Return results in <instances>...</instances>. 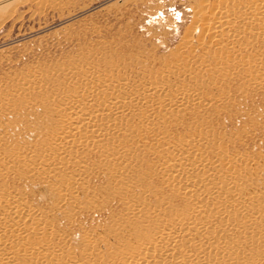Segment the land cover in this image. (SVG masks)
Wrapping results in <instances>:
<instances>
[{
    "label": "rangeland",
    "instance_id": "obj_1",
    "mask_svg": "<svg viewBox=\"0 0 264 264\" xmlns=\"http://www.w3.org/2000/svg\"><path fill=\"white\" fill-rule=\"evenodd\" d=\"M5 2L0 227L18 231L0 237V264H129L156 245L161 230L198 214V204L201 218L215 225L211 242L198 237L174 250L194 253L203 241V252L220 260L264 261V84H256L264 37L248 32L243 47L176 50L201 9L195 0ZM103 74L121 76L125 96L148 77L199 99L185 110L141 102L119 118L105 112L116 123L105 136L63 140L65 99ZM142 121L167 137L131 139ZM193 138L202 155L194 171L184 178L167 172V161ZM197 178L212 181L218 194L232 192V211L214 213L203 193L183 194L181 182ZM183 255L174 264H191Z\"/></svg>",
    "mask_w": 264,
    "mask_h": 264
},
{
    "label": "bare ground",
    "instance_id": "obj_2",
    "mask_svg": "<svg viewBox=\"0 0 264 264\" xmlns=\"http://www.w3.org/2000/svg\"><path fill=\"white\" fill-rule=\"evenodd\" d=\"M5 1L9 0H0V4ZM15 1V6L27 2V0ZM195 2L200 4L201 9L194 11L195 14H193L194 18L192 20L194 19L193 22H195L194 24L190 23L192 25H189L190 28L188 27V30H186V36L183 37L176 50H179V48L186 50L189 47L204 48L208 44L215 47H243V38L247 36L248 32L254 33L259 38L264 37V0H195ZM14 5L12 7H15ZM4 6L7 7L8 4H4ZM11 12L13 14V10ZM196 33L200 35V42H195L193 39ZM262 68H259L258 72L263 71ZM260 76L256 80L257 85L264 84V74L261 72ZM20 80L22 83L29 85V82L23 79ZM124 84L125 80L119 75L103 74L96 81L88 84L83 92L66 98L60 111L63 126L61 138L65 141L76 139L90 141L96 137L105 136L109 130L116 127L114 120L104 115L105 112L119 118L124 112L138 110L141 102L161 110H185L192 107L194 102L199 99L198 94L192 89L177 88L176 90L166 91L167 87L163 82L149 80L148 77L145 78L144 83L137 90L127 96L122 94ZM145 123V121H142L138 128L132 131L131 139L141 142L144 140V134H148L154 139L167 137L160 126L155 125V127L150 123ZM185 152L189 153L192 158L181 161L180 155ZM197 160H202V155L197 154L193 138L185 143L184 149L179 151L178 154H174L167 161L165 167L170 174L184 178L186 174L194 171ZM181 183H183L181 186L183 194L189 198L194 199L201 193L210 198L215 203L212 208L214 213L224 215V213L232 211L230 209V197L234 194L232 192L227 195L216 193L212 181L197 178L194 181L184 179ZM196 207L200 210V204ZM197 209L194 210L198 214H192L185 222L161 230L156 245L152 249L141 252L138 259L129 264L180 263L184 259L183 254L188 256L187 262L191 264L238 263L236 257L232 254H227L225 259L220 260L213 255L212 251L203 252V241L198 243L194 253L186 251V253H180L173 249L172 245L174 244L181 247L183 243H196L198 237L199 239H206V246L211 242L210 237L215 225L204 221ZM20 213L25 219L31 218L24 210ZM17 231L18 228L14 227H0V237L12 235ZM2 233H4V236H1ZM2 255L4 254L0 251V256ZM72 264H75V262H72ZM255 264H264V261H257Z\"/></svg>",
    "mask_w": 264,
    "mask_h": 264
}]
</instances>
